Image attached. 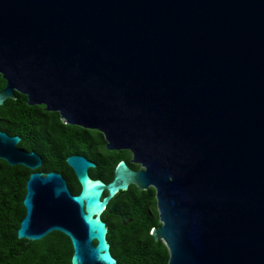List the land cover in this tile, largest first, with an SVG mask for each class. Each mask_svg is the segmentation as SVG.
Here are the masks:
<instances>
[{"label":"water","instance_id":"obj_1","mask_svg":"<svg viewBox=\"0 0 264 264\" xmlns=\"http://www.w3.org/2000/svg\"><path fill=\"white\" fill-rule=\"evenodd\" d=\"M0 76V103L16 89L138 164L103 181L69 153L72 193L0 130L29 169L17 237L58 230L69 264H115L100 215L132 183L154 189L166 264H264V0H0Z\"/></svg>","mask_w":264,"mask_h":264},{"label":"trees","instance_id":"obj_2","mask_svg":"<svg viewBox=\"0 0 264 264\" xmlns=\"http://www.w3.org/2000/svg\"><path fill=\"white\" fill-rule=\"evenodd\" d=\"M3 85L0 76V89ZM15 94L0 103V128L18 134L16 145L35 151L41 158L35 169L60 172L72 193L78 191L79 184L64 160L69 153L91 159L94 165L88 168V174L103 181L111 178L120 159L132 168L138 167L129 160L128 149L106 148L99 130L63 122L57 111L44 109L42 103H27L25 94L19 91ZM28 172L26 166L8 164L0 158V264H69L71 246L62 232L50 230L33 240L15 234L24 213L21 198ZM111 202L130 218L123 223L110 204L100 215L115 264H166L168 253L164 243L149 234V228L159 224L153 187L139 189L130 183L126 189L117 191Z\"/></svg>","mask_w":264,"mask_h":264},{"label":"flooded vegetation","instance_id":"obj_3","mask_svg":"<svg viewBox=\"0 0 264 264\" xmlns=\"http://www.w3.org/2000/svg\"><path fill=\"white\" fill-rule=\"evenodd\" d=\"M4 80V79H3ZM16 89H13V93H14V96L16 95L15 93H16ZM0 130H3V131H5L6 133H8V134H15V133H10V132H7L6 130H4V129H1L0 128ZM18 135V134H17ZM19 138H20V136H19ZM18 142V141H17ZM17 142H16V144H17ZM26 150V149H25ZM80 154V153H79ZM40 162H41V158H40ZM40 164V163H39ZM37 167V166H36ZM36 170H38V169H36ZM109 201H110V199H109ZM109 201H108V203L107 204H111V203H109ZM107 206V205H106ZM105 206V207H106ZM111 209V208H110ZM111 210H113V211H115V213L118 215V217L120 218V214L122 213L118 208H116V205H115V208L114 209H111Z\"/></svg>","mask_w":264,"mask_h":264}]
</instances>
